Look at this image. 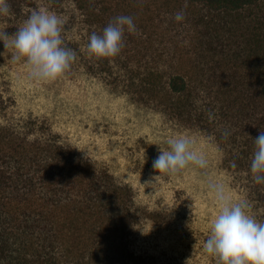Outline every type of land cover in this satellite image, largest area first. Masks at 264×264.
<instances>
[{
    "label": "rangeland",
    "instance_id": "rangeland-1",
    "mask_svg": "<svg viewBox=\"0 0 264 264\" xmlns=\"http://www.w3.org/2000/svg\"><path fill=\"white\" fill-rule=\"evenodd\" d=\"M171 3L177 5L174 0ZM177 8L185 16L183 21H176L177 36L192 42L189 65H180L194 73L196 113L192 122L173 120L152 105L138 103L78 65H71L55 82L35 83L23 62L8 58L9 50L0 57V124L29 123L36 129H48L63 144L129 186L134 206L145 214L132 232L133 249L138 254L148 255L158 264H215L202 250L217 210L207 192V178L221 183L233 202L246 201L249 214L264 221V209H258L242 188L247 176L231 166V143L243 141L239 135L244 129L227 116L233 89L241 92L238 100L250 107L252 119L264 113L256 79V44L264 26V3L236 13L191 4ZM34 9L49 10L63 20L67 29L61 33L65 46L69 42L81 44L87 36L81 14L73 4L67 2L55 11L44 0L35 8H26L18 18H0V30L14 33ZM174 16L169 18L174 21ZM200 21L210 24L211 42L219 46L218 52L202 54L198 43L204 29ZM181 134L190 136L205 154L207 169L190 167L174 177L162 176L151 187L142 185L157 174L152 161L159 147L166 148L168 138Z\"/></svg>",
    "mask_w": 264,
    "mask_h": 264
},
{
    "label": "trees",
    "instance_id": "trees-1",
    "mask_svg": "<svg viewBox=\"0 0 264 264\" xmlns=\"http://www.w3.org/2000/svg\"><path fill=\"white\" fill-rule=\"evenodd\" d=\"M43 0H8L18 18ZM53 10L73 4L87 30L81 44L66 43L76 52L73 66L100 76L138 103L156 107L173 120L192 122L194 73L191 41H181L179 25L169 18L184 4L236 13L264 0H44ZM173 1V0H172ZM118 15H129L135 33L125 32L123 47L112 58L92 59L86 45L92 32L101 34ZM1 19V20H3ZM173 21V22H170ZM200 25L202 54L218 52L211 42L210 24ZM186 29H181L184 33ZM256 44L257 96L264 108V26ZM215 41V40H214ZM84 46V52L82 50ZM227 116L238 123L243 141L228 152L235 172L247 176L242 186L251 202L264 209V183L250 172L255 139L264 131V113L252 119L250 107L231 90ZM231 112V113H230ZM242 118V119H240ZM240 123V124H239ZM0 124V264H158L138 254L132 245L133 227L145 214L135 207L131 188L108 171L63 144L59 137L35 124ZM253 132V133H249ZM250 179V180H249Z\"/></svg>",
    "mask_w": 264,
    "mask_h": 264
},
{
    "label": "clouds",
    "instance_id": "clouds-1",
    "mask_svg": "<svg viewBox=\"0 0 264 264\" xmlns=\"http://www.w3.org/2000/svg\"><path fill=\"white\" fill-rule=\"evenodd\" d=\"M10 14L8 0H0V17ZM185 18L183 10L175 13L177 22ZM136 25L129 15H118L103 28L101 34L92 32L86 45L88 56L100 60L112 58L123 47L125 32L135 33ZM67 31L63 20L54 12L34 9L17 30L9 34L0 30V57L12 62H23L29 78L38 84H48L62 79L76 59V52L65 46L62 32ZM209 119L212 113L209 112ZM255 150L250 172L257 184L264 183V131L253 139ZM159 147V154L152 161L157 173L142 185H156L162 176L174 177L185 169L205 170L208 160L188 135H176ZM236 167L235 162L231 165ZM205 176L207 173L205 172ZM208 195L214 200L216 214L211 222L210 234L203 244V252L215 264H264V221L250 215L246 201L233 202L225 187L211 178L205 180Z\"/></svg>",
    "mask_w": 264,
    "mask_h": 264
}]
</instances>
